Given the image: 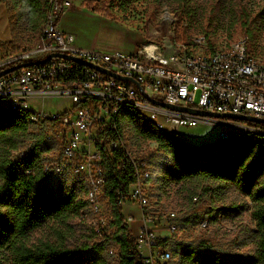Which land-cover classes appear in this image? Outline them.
<instances>
[{"label":"built area","instance_id":"2783aa9c","mask_svg":"<svg viewBox=\"0 0 264 264\" xmlns=\"http://www.w3.org/2000/svg\"><path fill=\"white\" fill-rule=\"evenodd\" d=\"M69 5L67 0H50L48 23L42 31L43 47L15 54L13 63L1 67L0 71L61 53L133 81H120L74 62L53 58L0 78V107L29 111L33 124L46 123L54 129L59 128L46 135L47 141H60L59 158L46 162L43 172L53 177L68 173L74 182L83 184L87 188L86 200L92 213L98 217L103 211L110 212V201L105 195L102 151L96 147L97 136L106 134L113 127L116 135L109 136L102 144L106 152L125 151L134 168L136 183L120 202H134L142 211L143 225L133 237L137 252L143 264H172L171 251L166 245L159 244V239L164 237L159 238L148 226L151 222L149 215L159 213L158 204L150 202L152 172L146 162L134 159L126 150L113 126L115 119L122 109L134 108L158 129L171 134L170 125L193 127L202 123L203 118H209L162 109L152 104L148 97L172 106L264 119V58L251 52L247 36L224 48L211 47L206 36H201L190 48L183 46L170 54L154 41L141 44L134 54L81 49L75 45L72 35L64 34L56 26ZM197 47H202L203 51L192 52ZM74 75V79L67 81ZM61 96L72 98L74 108L71 112L50 114L44 110H29L31 100ZM219 120L220 138L227 139L232 133L264 135L258 124ZM164 215L169 221L176 218L172 211ZM130 222L131 217L125 220V226L129 228ZM207 225L208 221L204 220L200 227ZM168 230L171 235L178 233L172 224H168Z\"/></svg>","mask_w":264,"mask_h":264},{"label":"trees","instance_id":"16d2710c","mask_svg":"<svg viewBox=\"0 0 264 264\" xmlns=\"http://www.w3.org/2000/svg\"><path fill=\"white\" fill-rule=\"evenodd\" d=\"M194 1L135 0L150 4L165 2L183 10L185 7L189 9ZM0 3H5L9 11L12 7L17 20H25L26 28L32 34L42 33L48 23L50 0H0ZM10 20L13 40L8 46L17 41L12 16ZM248 31L247 36L251 38L253 31ZM74 78L75 75L67 81ZM113 126L125 148L126 134L137 148L157 144L163 155L159 158L157 174L153 172L149 180L152 184L158 182L163 189L171 186L176 190L183 189L192 203L198 197L209 195L214 198L212 203L215 205L220 193L224 194L230 188L240 197L249 199L255 230L248 231L246 239L254 250L245 262L264 264V135L232 133L229 138H220L213 144L191 146L158 129L134 108L122 109ZM258 126L264 131V124ZM49 127L51 125L46 123L33 124L29 111L0 107V253L9 252L14 257V264H105L98 253L104 249L102 243L112 242L119 248V264H143L136 241L125 226L120 202L136 183L132 162L122 149L106 152L102 144L109 136L116 135L113 127L106 134L97 136L96 147L102 151L105 195L110 201L111 214L104 230L94 228L93 231L95 236L104 239L101 245L70 247L64 230L57 229V239H64V242H32V233L48 223L60 226L59 223L63 222L66 225L71 217L87 222V211L92 212L86 200L87 188L83 184L74 182L68 173L53 177L43 172L49 153L56 148L54 142L46 140ZM25 141L30 143L28 150L15 157L14 153ZM237 209L230 208V211ZM215 210L217 215L214 213L213 223L216 224L221 214L218 211L222 210L213 207L211 212ZM107 230H111L109 235ZM175 238L176 234H172L170 238L159 239V244L166 245L171 251L174 264H234L225 263L220 252L205 243L177 244ZM171 242L173 249L169 245Z\"/></svg>","mask_w":264,"mask_h":264},{"label":"rangeland","instance_id":"374dc122","mask_svg":"<svg viewBox=\"0 0 264 264\" xmlns=\"http://www.w3.org/2000/svg\"><path fill=\"white\" fill-rule=\"evenodd\" d=\"M76 3L77 0H73ZM80 1V0H79ZM93 10L103 12L109 18L129 23L131 26L143 32L145 41H154L160 44L167 54L174 52L181 47H191L195 40L201 36H206L209 44L213 48H224L234 42L247 36V31H253L249 38V48L251 52L264 58V0H195L189 7H172L165 2L142 3L135 0H81ZM132 1V4H129ZM92 11V10H91ZM16 12L10 7V15L15 24L14 35L17 40L11 45L0 46V68L13 63V56L20 52H32L43 47L42 33L32 34L26 28L25 20L18 21ZM243 24V25H241ZM247 27V28H245ZM248 31V32H249ZM203 48H193L194 53H201ZM36 55V54H35ZM37 57L40 54L36 55ZM74 108L72 98L67 96L47 97L45 100H31L29 102L30 111L44 110L50 114H62L71 112ZM219 119L203 118L202 123L193 127L186 126H168L169 131L178 137L183 143L191 146H201L204 144H213L220 139ZM59 128L49 127L48 133H54ZM46 134V135H47ZM126 148L131 152L134 159L144 161L148 164L149 170L156 175L157 165L162 152L157 144L149 143L137 148L129 141L126 134ZM56 144L55 150L49 153V160L53 161L59 158L61 143L59 140H51ZM30 143L25 141L19 150L14 153L15 157L22 156L29 148ZM156 170V171H154ZM150 189V202L157 203L159 213L150 216L151 227L159 238L164 234L170 235L168 224L176 226L178 233L174 242L183 244L205 243L223 256L225 263L246 264L245 260L253 254L254 246L248 243L246 239L248 231H254L255 226L251 217V202L249 199L240 197L237 192L230 188L224 194L220 193L219 199L209 195L198 197L197 202H190L191 197L182 190H176L174 186L160 187L158 182ZM104 202L106 200L104 199ZM195 204V205H194ZM221 214L217 217L216 224L213 223L214 213L217 210ZM238 208L230 211V208ZM243 207V208H242ZM124 215L132 217L129 224L133 235H137L142 211L138 204L126 201L121 204ZM229 208V209H227ZM172 211L176 218L169 221L167 212ZM162 212V213H161ZM86 220L71 217L66 225L60 222L56 224L48 223L46 226L32 233L33 243L44 241L64 242V239H57L55 229L65 232L67 244L70 247H78L85 244L90 246L101 245L104 239L95 236L94 228L104 230L111 220V214L102 212V216L87 211ZM104 217V221L100 218ZM147 217V218H149ZM149 218V219H150ZM207 220L208 225L201 228V222ZM150 224L148 225L150 228ZM128 228V229H129ZM67 230V231H65ZM108 235L111 230H107ZM104 249L98 253L99 258L104 260L105 264H119V248L115 243L104 242ZM173 249L172 242L169 244ZM2 251V249L0 250ZM1 255L6 257L2 259ZM12 255L9 252L0 253V264H14ZM172 264L174 262L172 261Z\"/></svg>","mask_w":264,"mask_h":264},{"label":"crops","instance_id":"0c3cea01","mask_svg":"<svg viewBox=\"0 0 264 264\" xmlns=\"http://www.w3.org/2000/svg\"><path fill=\"white\" fill-rule=\"evenodd\" d=\"M67 1L70 5L65 8L56 26L64 34L72 35L78 48L105 53L134 54L144 43L143 32L129 23L109 18L103 12L88 7L81 0H77L76 3L73 0ZM10 18L9 8L5 3H0V46L13 40ZM122 214L125 220L130 217L124 215L123 211ZM139 222L140 229L143 225L142 218ZM152 224L150 227L154 226ZM130 232L134 237L133 232L131 230ZM163 237L168 238L169 235L164 234Z\"/></svg>","mask_w":264,"mask_h":264},{"label":"water","instance_id":"95a60500","mask_svg":"<svg viewBox=\"0 0 264 264\" xmlns=\"http://www.w3.org/2000/svg\"><path fill=\"white\" fill-rule=\"evenodd\" d=\"M53 58H62V59L74 62L76 64H79V65L91 68L93 70L99 71V72H101V73H103L109 77L115 78V79L120 80V81H133L127 77H123V76L114 74V73H112V72H110L104 68H101L99 66L90 64L86 61L80 60V59L75 58L73 56H69V55H65V54H61V53L50 54L44 60L33 61V62H24V63H20L17 65L5 68V69L0 71V78L4 77L5 75H8L10 73H13L15 71L27 68V67L43 64V63H45V62H47ZM137 87L142 91V89L139 85H137ZM148 100L152 104H154V105H156L162 109H166V110H170V111L194 114V115H198V116H202V117H209V118H213V119H229V120H235V121L250 122V123H254V124H258V125L264 124V119H260V118H256V117L245 116V115H235V114H220V113H213V112H208V111L194 110L191 108H186V107H181V106H172L169 104L160 103V102H158L155 99H152L150 97H148Z\"/></svg>","mask_w":264,"mask_h":264}]
</instances>
